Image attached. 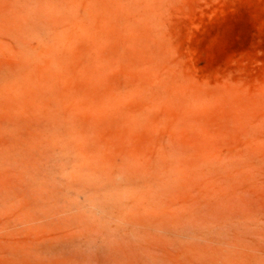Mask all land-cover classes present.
I'll return each instance as SVG.
<instances>
[{
    "label": "rangeland",
    "instance_id": "rangeland-1",
    "mask_svg": "<svg viewBox=\"0 0 264 264\" xmlns=\"http://www.w3.org/2000/svg\"><path fill=\"white\" fill-rule=\"evenodd\" d=\"M0 264H264V0H0Z\"/></svg>",
    "mask_w": 264,
    "mask_h": 264
}]
</instances>
